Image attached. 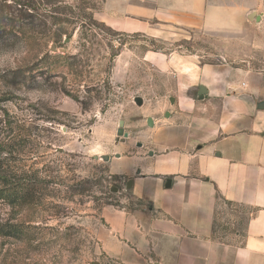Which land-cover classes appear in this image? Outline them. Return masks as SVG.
Segmentation results:
<instances>
[{"label": "rangeland", "instance_id": "obj_1", "mask_svg": "<svg viewBox=\"0 0 264 264\" xmlns=\"http://www.w3.org/2000/svg\"><path fill=\"white\" fill-rule=\"evenodd\" d=\"M20 1L16 18L14 0H0V22L10 23L0 29V143L27 197L20 208L0 204V219L25 234L0 238V264H123L101 245L103 211L150 207L133 194L135 163L148 161L182 96H200L198 67H214L213 78H264V24L253 18L254 28L237 32L165 25L149 36L106 24L126 0ZM252 2L248 11L264 16V0ZM250 212L218 200L214 238L228 249L221 264L242 244Z\"/></svg>", "mask_w": 264, "mask_h": 264}, {"label": "crops", "instance_id": "obj_2", "mask_svg": "<svg viewBox=\"0 0 264 264\" xmlns=\"http://www.w3.org/2000/svg\"><path fill=\"white\" fill-rule=\"evenodd\" d=\"M125 2L121 15L105 21L124 33L155 36L165 25L203 32L254 28L252 0ZM212 73L219 71L198 67V92L203 87L206 94L197 100L184 94L154 136L148 161L135 163L133 194L150 207L103 211L100 241L109 257L123 264H130L124 255L135 264H221L228 249L214 238L219 193L251 211L230 264H264V78Z\"/></svg>", "mask_w": 264, "mask_h": 264}, {"label": "trees", "instance_id": "obj_3", "mask_svg": "<svg viewBox=\"0 0 264 264\" xmlns=\"http://www.w3.org/2000/svg\"><path fill=\"white\" fill-rule=\"evenodd\" d=\"M14 4L18 8H16V14L13 13L12 15L19 18V15L23 12V4L20 0H14ZM6 21V19L1 20L0 25H3V27L0 29L3 30L5 27L10 26V23H6ZM8 146V143H5L4 141L0 143V204L15 209L22 206V204L26 201L25 199L27 196L24 194L20 179H13L8 163L5 159L1 158V155L6 152ZM216 199L222 200L228 206L234 205L233 203L224 200L219 193H217ZM24 232L25 231L21 225H11L8 220L0 219V238H22L25 234Z\"/></svg>", "mask_w": 264, "mask_h": 264}, {"label": "water", "instance_id": "obj_4", "mask_svg": "<svg viewBox=\"0 0 264 264\" xmlns=\"http://www.w3.org/2000/svg\"><path fill=\"white\" fill-rule=\"evenodd\" d=\"M255 19V21L259 22L260 21V17L259 16H256V13L255 12H252L250 15H248V20H251V19ZM206 94V90L202 87L200 88V91H199V95L201 98H203V96ZM138 103H140V101H138ZM147 125L148 127H152L153 126V122H152V119H148L147 121ZM118 135L121 136L123 135V137H127L126 134H123V130L122 129H119L118 131ZM116 157L118 158L119 155H116ZM102 160L104 161H107L108 160V157L104 156L102 157ZM131 185V183H129V186ZM170 186V183L169 181L166 183V187L168 188Z\"/></svg>", "mask_w": 264, "mask_h": 264}]
</instances>
